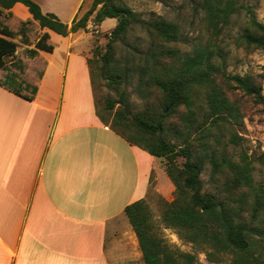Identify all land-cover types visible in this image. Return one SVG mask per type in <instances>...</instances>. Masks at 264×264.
Masks as SVG:
<instances>
[{
	"label": "trees",
	"instance_id": "16d2710c",
	"mask_svg": "<svg viewBox=\"0 0 264 264\" xmlns=\"http://www.w3.org/2000/svg\"><path fill=\"white\" fill-rule=\"evenodd\" d=\"M17 3L27 7L42 29L62 36L88 31L90 21L99 26L106 19L117 20L106 43H95L93 58L88 59L94 94L96 78L119 94L118 99L106 97L101 109L96 102L97 115L129 144L166 160L164 171L175 187L174 200L162 201L159 222L146 199L125 208L144 263L197 264L196 254L170 245L163 229H173L180 239L205 251L211 263L227 254L230 264H264V188L255 184L247 153L235 159L231 151L242 143L245 124L241 100L234 94L242 92L264 106L262 86L251 75L228 73L227 53L217 43L234 21L244 17L236 46L264 52V24L254 9L241 0H191L209 36L180 53L170 47L181 36L178 24L161 16L143 20L121 0H93L71 24L44 13L34 0H0V71L17 52L18 35L21 43L30 44L31 21L21 23L18 31L4 22V16H11L5 10ZM135 29L146 34V47L128 39ZM49 39L48 33L41 35L35 48L27 50L28 56L39 50L53 52ZM0 84L30 101L36 93V87L26 85L29 94H24L13 75ZM127 86L146 102L135 113ZM258 160L264 163V154ZM206 167L207 183L201 178Z\"/></svg>",
	"mask_w": 264,
	"mask_h": 264
},
{
	"label": "crops",
	"instance_id": "0c3cea01",
	"mask_svg": "<svg viewBox=\"0 0 264 264\" xmlns=\"http://www.w3.org/2000/svg\"><path fill=\"white\" fill-rule=\"evenodd\" d=\"M34 1L71 24L93 0ZM8 13L13 31L32 22L30 44L14 39L19 47L0 81L13 75L24 94L26 85L36 93L30 101L0 84V264H136L142 252L125 208L148 198L152 183L171 195L173 183L158 179L164 162L98 117L90 32L42 29L21 3ZM107 20L97 32L114 29L117 20L105 28ZM44 33L53 52L29 57Z\"/></svg>",
	"mask_w": 264,
	"mask_h": 264
},
{
	"label": "rangeland",
	"instance_id": "374dc122",
	"mask_svg": "<svg viewBox=\"0 0 264 264\" xmlns=\"http://www.w3.org/2000/svg\"><path fill=\"white\" fill-rule=\"evenodd\" d=\"M121 2L128 5L137 16L143 20L154 19L161 16L168 21L178 24L181 30V36L179 37V41L171 43L170 47L179 50L180 53L189 51L192 45L202 43L208 39L209 35L202 23L201 14L196 12L191 0H121ZM241 2L244 5L252 7L257 19L264 24V0H241ZM115 21L116 19H108L104 27L106 28V26L114 24ZM244 24V17L234 21L233 24L225 30L217 43L227 53V72L232 75L253 76L261 84L264 96V52L256 49L251 51L245 50L243 48H238L235 44V37ZM90 25L91 24H88V32L93 36V44L99 42V44L104 45L110 37V33L97 32L96 27L94 25V27H91ZM128 39L141 48L146 47L148 44L146 34L140 29H135ZM91 58H93V52L89 59ZM95 87L96 102L99 109L104 106L106 97L110 96L116 99L119 98V94L109 89L106 83L99 78L95 79ZM126 89L130 94L131 111L135 113L141 110L146 103L144 99L135 94L132 86H127ZM234 97L241 100V108L245 124L240 131V135L243 137L242 143L239 146L232 148L231 151L235 159H238L243 153H247L253 161V177L255 184L262 185L264 188V163H261L258 160L264 154V106L255 105L252 99L243 95V93L239 91L234 94ZM160 160L165 164L166 160ZM179 161L181 162L182 160L179 159ZM208 177L209 169L206 167L201 178L207 183ZM153 178L154 176H152V180ZM158 179L162 185L164 181L171 183L167 175L164 173L162 174L159 172ZM207 187L208 186L206 185V188ZM174 198L175 187L171 195H164L155 191L152 183L146 201L152 212L153 219L156 222H159L162 214V201L166 200L170 202L174 200ZM163 233L173 247H176L183 252L196 254L197 264L231 263V258L227 254L218 256L217 262L211 263L208 261L205 251L198 250L193 244L180 239L173 229H163ZM136 264H145L142 256Z\"/></svg>",
	"mask_w": 264,
	"mask_h": 264
},
{
	"label": "built area",
	"instance_id": "2783aa9c",
	"mask_svg": "<svg viewBox=\"0 0 264 264\" xmlns=\"http://www.w3.org/2000/svg\"><path fill=\"white\" fill-rule=\"evenodd\" d=\"M93 25H94V24H92V23H91V25H90V26L92 27ZM94 26H95V25H94ZM94 26H93V27H94ZM95 27H96V26H95Z\"/></svg>",
	"mask_w": 264,
	"mask_h": 264
}]
</instances>
